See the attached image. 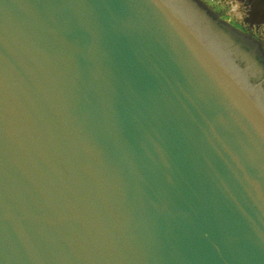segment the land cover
I'll return each mask as SVG.
<instances>
[{"label":"water","instance_id":"95a60500","mask_svg":"<svg viewBox=\"0 0 264 264\" xmlns=\"http://www.w3.org/2000/svg\"><path fill=\"white\" fill-rule=\"evenodd\" d=\"M0 264H264V51L203 0H0Z\"/></svg>","mask_w":264,"mask_h":264},{"label":"rangeland","instance_id":"374dc122","mask_svg":"<svg viewBox=\"0 0 264 264\" xmlns=\"http://www.w3.org/2000/svg\"><path fill=\"white\" fill-rule=\"evenodd\" d=\"M211 12L226 23L242 30L247 36L261 45L264 51V26L249 28L244 25L247 6L237 0H203Z\"/></svg>","mask_w":264,"mask_h":264},{"label":"trees","instance_id":"16d2710c","mask_svg":"<svg viewBox=\"0 0 264 264\" xmlns=\"http://www.w3.org/2000/svg\"><path fill=\"white\" fill-rule=\"evenodd\" d=\"M247 6L244 25L252 27L264 26V0H238Z\"/></svg>","mask_w":264,"mask_h":264},{"label":"built area","instance_id":"2783aa9c","mask_svg":"<svg viewBox=\"0 0 264 264\" xmlns=\"http://www.w3.org/2000/svg\"><path fill=\"white\" fill-rule=\"evenodd\" d=\"M238 1V0H237Z\"/></svg>","mask_w":264,"mask_h":264}]
</instances>
